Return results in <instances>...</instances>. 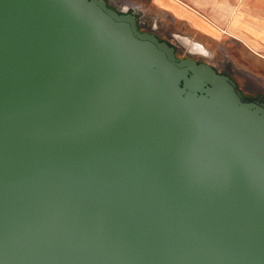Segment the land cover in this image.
Masks as SVG:
<instances>
[{
    "label": "water",
    "instance_id": "95a60500",
    "mask_svg": "<svg viewBox=\"0 0 264 264\" xmlns=\"http://www.w3.org/2000/svg\"><path fill=\"white\" fill-rule=\"evenodd\" d=\"M0 264H264V102L103 0H0Z\"/></svg>",
    "mask_w": 264,
    "mask_h": 264
},
{
    "label": "rangeland",
    "instance_id": "374dc122",
    "mask_svg": "<svg viewBox=\"0 0 264 264\" xmlns=\"http://www.w3.org/2000/svg\"><path fill=\"white\" fill-rule=\"evenodd\" d=\"M104 1L118 13L133 14L140 30L233 76L247 98L264 102L262 0ZM191 45L198 51L192 52Z\"/></svg>",
    "mask_w": 264,
    "mask_h": 264
},
{
    "label": "flooded vegetation",
    "instance_id": "af4514ba",
    "mask_svg": "<svg viewBox=\"0 0 264 264\" xmlns=\"http://www.w3.org/2000/svg\"><path fill=\"white\" fill-rule=\"evenodd\" d=\"M104 1V0H103ZM105 2V1H104ZM107 5V4H106ZM108 6V5H107ZM109 7V6H108ZM112 9V8H111ZM137 28L140 32H147V31H143V30H140L139 27H138V24H137ZM148 33H151L153 34L155 37L158 38V40L160 41H164L166 42L169 46H172L174 48V54H175V57L178 59V60H182V59H189V60H192L194 61L196 64H200V63H204V64H207L209 65L210 67H212L214 69V71L219 74V75H224L226 77H228L230 80H232L234 82V84L236 85V89L238 90V92L240 93L242 99L244 100H248V101H251V100H260L262 101V98L261 97H257V98H247V96L244 94V92L242 91V89L238 86L237 82L235 81V79L233 78V76H231L230 74H228L227 72L225 71H218L216 70L215 67H213L210 63L206 62L205 60H201V59H198L195 55H193L191 52H187L186 50H183L182 47L181 49L175 45H172L169 41L167 40H162L160 39L157 35H155V33L153 32H148ZM196 46V45H195ZM190 50L192 52H197L198 49L193 47L192 45L189 47ZM263 102V101H262Z\"/></svg>",
    "mask_w": 264,
    "mask_h": 264
},
{
    "label": "crops",
    "instance_id": "0c3cea01",
    "mask_svg": "<svg viewBox=\"0 0 264 264\" xmlns=\"http://www.w3.org/2000/svg\"><path fill=\"white\" fill-rule=\"evenodd\" d=\"M194 1H195V0H194ZM261 3H262V6H263V5H264V0H262V2H261Z\"/></svg>",
    "mask_w": 264,
    "mask_h": 264
},
{
    "label": "trees",
    "instance_id": "16d2710c",
    "mask_svg": "<svg viewBox=\"0 0 264 264\" xmlns=\"http://www.w3.org/2000/svg\"><path fill=\"white\" fill-rule=\"evenodd\" d=\"M223 37V36H222Z\"/></svg>",
    "mask_w": 264,
    "mask_h": 264
}]
</instances>
